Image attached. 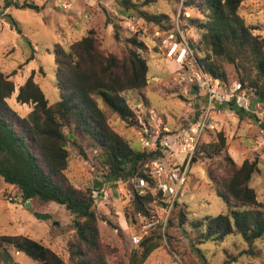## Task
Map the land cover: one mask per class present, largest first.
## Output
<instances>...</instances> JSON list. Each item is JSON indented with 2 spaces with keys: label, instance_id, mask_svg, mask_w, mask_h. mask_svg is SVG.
Here are the masks:
<instances>
[{
  "label": "trees",
  "instance_id": "16d2710c",
  "mask_svg": "<svg viewBox=\"0 0 264 264\" xmlns=\"http://www.w3.org/2000/svg\"><path fill=\"white\" fill-rule=\"evenodd\" d=\"M242 1L182 0L184 11L178 20L182 31L186 28L182 22H186L200 34L198 40L188 39L197 67L225 83L224 62L233 64L241 91L247 93L250 87L254 93L253 97L249 96L248 110L237 106L234 100L219 107L231 109L238 119L248 116L258 121L256 115L248 111L256 104H264V35L255 34L254 27L246 24L239 14ZM117 3L127 13L136 11L153 21L161 33L176 27V21L175 24L170 22L166 14L150 15L141 9L142 4L132 0H117ZM11 5L39 9L32 2L17 0H3L2 8ZM186 8H195L202 16H184ZM112 24L113 37L119 40L116 24ZM124 45L119 54L106 52L100 48L92 29L70 42L67 50L57 45L54 49L55 82L61 90L60 98L50 104L31 74L19 86L16 95L17 102L33 104L23 116L7 103L15 85L10 75L0 71V177L5 183L16 186L25 201L36 198L63 205L72 215L73 228L67 243V260L28 236L0 235L1 264H20L9 253L12 249L39 264H112L99 227V220L106 219L97 212L96 205L102 195V185L115 181H126L133 192V199L122 210L126 224L140 229L152 223L131 248L128 264H143L161 246L163 239L173 247L168 230L173 217L179 225L186 223L185 206L178 196L164 222L161 215L168 208L167 196L157 189L155 178L144 167V163L160 155L161 150L158 144L132 148L129 137L116 130L110 119L115 115L127 126H137V116L124 94L138 93L146 102L148 60L143 54L146 45L134 34L124 38ZM31 58L32 55L26 62ZM190 89L197 106L195 116L172 128L173 132L191 123L204 102L194 85ZM259 127L264 131V121ZM208 132H215L216 140L204 143L201 139L191 166L202 153L209 158L222 154L215 165L205 168V174L214 192L223 199L225 210L195 220L191 225L202 241L222 242L229 236H240L247 245L242 253L254 259L261 257L262 251L256 243L264 240V201L257 199L249 184L252 174L258 170V161L244 158L238 164L227 152L224 131L215 128L204 134ZM72 148L82 155L87 150L96 152L98 164L105 171L104 180L84 187L74 184L68 173ZM139 181L143 182V187L139 186Z\"/></svg>",
  "mask_w": 264,
  "mask_h": 264
},
{
  "label": "rangeland",
  "instance_id": "374dc122",
  "mask_svg": "<svg viewBox=\"0 0 264 264\" xmlns=\"http://www.w3.org/2000/svg\"><path fill=\"white\" fill-rule=\"evenodd\" d=\"M17 1L32 2L39 7L34 10L11 5L3 9V0H0V71L10 75L14 82L15 90L7 103L20 116L28 113L33 104L17 102L19 86L33 74L34 81L48 102L51 104L59 100L61 90L55 82L54 49L61 45L67 50L70 42L92 29L100 48L106 52L119 54L125 46L124 38L132 34L146 45V51L143 52L148 60V85L144 89L146 102L138 93L124 94L137 116L138 125L127 126L115 115L110 117L114 128L129 137L132 148H142L140 136L146 128L166 126L172 129L194 118L197 106L193 92L182 80L181 68L164 56L159 44L162 33L153 21L140 16L136 11L130 10L127 13L118 5L117 0ZM132 1L142 4L141 9L150 15L166 14L170 22L180 24L178 17L184 11L182 0ZM185 10L184 16H202L195 8ZM238 12L246 24L254 27L255 34L264 35V0H243ZM112 23L116 24L119 40L113 37ZM182 25L186 26L183 30L187 39L198 40L200 34L195 27L188 26L186 22H182ZM31 55L32 58L26 62ZM224 66L227 72L226 85L239 81L234 65L224 62ZM247 93L250 97L254 95L250 87H247ZM189 102L194 108L188 106ZM248 112L256 115L258 121L248 116L238 119L236 113L224 108L216 115L219 122L216 128L224 131L228 143L227 152L235 162L240 164L244 158L258 161V170L252 174L249 184L255 190L257 199L264 201V131L259 127V123L264 121V104H256ZM201 139L204 143L213 142L216 140L215 132L203 134ZM96 154L87 150L82 155L76 148H72L68 173L77 186H90L104 180L105 171L100 168ZM221 156L218 154L209 158L202 153L193 163L178 197L185 206L187 221L179 225L177 218L173 217L168 230L173 238V247L167 239H163L161 246L143 264H264V240L256 243L262 255L254 259L242 253L247 245L240 236H229L222 242L202 241L191 225L195 220L215 216L225 210L223 199L214 192L205 174V168L215 165ZM222 173L219 171V174ZM115 182L106 183L100 189L102 195L97 201V212L106 220L100 219L99 227L104 249L112 264H128L130 250L135 246L131 237L133 234L142 235V231L141 227L139 229L126 224L122 215L123 208L129 202L126 195L128 183ZM28 201L30 205L26 206L19 189L5 183L0 177V235L28 236L41 241L67 260V243L73 235L71 213L53 201L36 198ZM36 212L49 214L50 218H38ZM164 218L166 214L163 213L161 219ZM9 253L20 264H39L24 253L17 254L14 249Z\"/></svg>",
  "mask_w": 264,
  "mask_h": 264
},
{
  "label": "built area",
  "instance_id": "2783aa9c",
  "mask_svg": "<svg viewBox=\"0 0 264 264\" xmlns=\"http://www.w3.org/2000/svg\"><path fill=\"white\" fill-rule=\"evenodd\" d=\"M159 44L164 56L181 68L182 80L189 87L194 85L204 99L203 104L199 107L197 117L176 132L163 126L162 128H146L140 136L142 147L158 144L161 150V154L146 161L144 167L155 178L157 189L167 196L166 201L169 203L165 213L167 218L173 202L180 195L182 186L187 181L193 157L203 134L218 127L219 122L216 115L224 109L219 106L234 100L237 106L248 110L249 95L241 91V85L237 81L226 85L219 78L195 65L187 35L180 29L178 23L174 30L160 35ZM188 106L191 109L194 108L191 102L188 103ZM138 183L140 187H143L142 181ZM126 195L129 200L133 199L131 190L126 189ZM166 218H164V222ZM151 225L152 223H147L141 226L142 235ZM142 235L133 234L132 242L136 244Z\"/></svg>",
  "mask_w": 264,
  "mask_h": 264
},
{
  "label": "water",
  "instance_id": "95a60500",
  "mask_svg": "<svg viewBox=\"0 0 264 264\" xmlns=\"http://www.w3.org/2000/svg\"><path fill=\"white\" fill-rule=\"evenodd\" d=\"M23 201H25V198H23ZM25 204H26V206H29L30 205V201H26ZM35 216L38 217V218H42V219L50 218V215L46 214V213H38V212H36Z\"/></svg>",
  "mask_w": 264,
  "mask_h": 264
}]
</instances>
